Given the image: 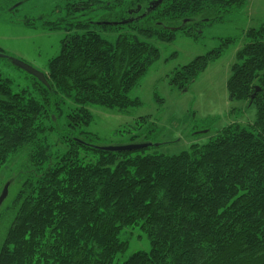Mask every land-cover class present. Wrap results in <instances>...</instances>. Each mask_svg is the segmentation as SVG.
Instances as JSON below:
<instances>
[{"label": "trees", "instance_id": "1", "mask_svg": "<svg viewBox=\"0 0 264 264\" xmlns=\"http://www.w3.org/2000/svg\"><path fill=\"white\" fill-rule=\"evenodd\" d=\"M4 1L12 11L22 0ZM63 1L57 18L42 25L72 32L48 62L47 86L35 82L39 97L13 92L0 78V171L24 158L0 207V264H264L263 24L241 34L226 81L230 101L254 107L252 121H232L177 154L149 151L161 143L102 150L94 145L100 138L82 130L92 120L87 105L123 112L140 103L129 92L158 58L148 39L171 41L177 30L193 36L201 22L221 21L245 0H152L144 17L123 24L81 18L94 5L110 10L122 0ZM121 28L114 41L100 34ZM233 40L175 69L169 83L186 90ZM64 100L72 104L65 116ZM61 119L66 149L51 152L48 136ZM199 127L209 131L206 122ZM124 228H140L150 249L115 263L127 248Z\"/></svg>", "mask_w": 264, "mask_h": 264}, {"label": "rangeland", "instance_id": "2", "mask_svg": "<svg viewBox=\"0 0 264 264\" xmlns=\"http://www.w3.org/2000/svg\"><path fill=\"white\" fill-rule=\"evenodd\" d=\"M147 1L122 0V6L110 10L94 5L91 11L81 18L90 19L95 23L140 20L139 17H144L145 12L141 11L137 16V13H132L130 9L142 2L145 5ZM12 3L0 0V52L5 54L0 57V78L10 80L13 92L24 89L38 98L39 92L35 90V85L39 81H35L26 71L12 64L11 59H18L41 73H47L49 60L59 53L61 40L72 31L48 29L42 25V21L54 20L57 15L53 11H58L64 1L22 0L16 9L9 11ZM124 5L130 6L125 8ZM122 9H125L126 13L123 14ZM221 15V21L208 25H205L207 22H201L196 31L192 30L195 34L193 36L177 30L171 41H160L154 37L148 39L158 49V58L150 65L138 85L129 92V96L132 99L137 98L140 103L123 112L99 105H87L92 120L88 126L82 127V130L94 133L100 138L94 145L161 143L152 146L149 151L177 154L187 150L193 143L207 142L218 129L232 121L247 123L254 119V107H246V102L228 99L226 81L231 73L230 67L235 61V54L244 43L241 35L243 31L249 27L264 25V0H245L242 9L223 12ZM25 20L32 24L25 23ZM125 30L126 28L111 32L102 31L100 34L107 40L114 41L118 33ZM225 38L234 40L222 46L220 56L210 61L186 90L169 83L175 69L189 63L198 55L218 48ZM57 95L60 102L61 96ZM59 102V111L65 116L72 104L69 100H64L61 104ZM142 117L147 120L142 122ZM202 122L207 123L209 131L202 132L206 130L199 127ZM63 124L64 120L61 119L55 133L52 132L48 136L49 144L53 145L51 152H63L66 149L58 139L66 134ZM193 131L198 134L193 135ZM76 138L74 136V139ZM23 160L22 156L16 157L0 171V190ZM2 217L0 214V240L1 228L5 224ZM119 238L127 240L128 244L125 251L115 257V263H121L136 251L147 252L150 249L149 239L140 228H124Z\"/></svg>", "mask_w": 264, "mask_h": 264}, {"label": "water", "instance_id": "3", "mask_svg": "<svg viewBox=\"0 0 264 264\" xmlns=\"http://www.w3.org/2000/svg\"><path fill=\"white\" fill-rule=\"evenodd\" d=\"M147 12V11H146ZM145 14L143 15H146ZM127 22V21H126ZM124 22V23H126ZM103 24H107L106 22H100ZM113 24H117V23H113ZM123 24V23H120ZM5 54L0 52V57H4ZM12 64H14L15 66L23 69L24 71H26L28 74H30L32 77L36 78L39 82H41L43 85L47 86V82L44 78L43 73L39 72L38 70L34 69L33 67L29 66L28 64L18 60V59H11ZM259 90L258 87L255 88V92H257ZM255 92L251 95V99L253 98ZM202 132H205V130H203ZM151 145V143H133V144H127V145H122V146H99L100 149L102 150H108V151H117V152H121V151H131V150H138V149H142V148H146L149 147ZM10 181L6 182L0 192V206L2 204V202L4 201L7 192H8V187H9Z\"/></svg>", "mask_w": 264, "mask_h": 264}, {"label": "flooded vegetation", "instance_id": "4", "mask_svg": "<svg viewBox=\"0 0 264 264\" xmlns=\"http://www.w3.org/2000/svg\"><path fill=\"white\" fill-rule=\"evenodd\" d=\"M151 2H152V0L151 1H148V3L145 4V5L142 2L140 4H137L134 9H130V10H131L132 13L133 12H136L137 13V16H138V15H140V12L141 11H144V12L148 11L149 5L151 4ZM18 4H19L18 2H14V4H13L14 9H16V7H17ZM145 8H147V10H145Z\"/></svg>", "mask_w": 264, "mask_h": 264}]
</instances>
